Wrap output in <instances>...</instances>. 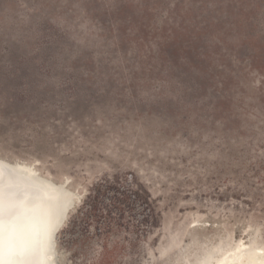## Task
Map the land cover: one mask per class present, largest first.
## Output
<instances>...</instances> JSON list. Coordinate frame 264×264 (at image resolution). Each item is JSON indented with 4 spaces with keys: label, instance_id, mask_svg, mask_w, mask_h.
I'll use <instances>...</instances> for the list:
<instances>
[{
    "label": "rangeland",
    "instance_id": "obj_1",
    "mask_svg": "<svg viewBox=\"0 0 264 264\" xmlns=\"http://www.w3.org/2000/svg\"><path fill=\"white\" fill-rule=\"evenodd\" d=\"M0 157L80 195L59 264L263 245L264 0H0Z\"/></svg>",
    "mask_w": 264,
    "mask_h": 264
},
{
    "label": "water",
    "instance_id": "obj_2",
    "mask_svg": "<svg viewBox=\"0 0 264 264\" xmlns=\"http://www.w3.org/2000/svg\"><path fill=\"white\" fill-rule=\"evenodd\" d=\"M26 175L0 165V264H13L14 249H11L9 240L18 235L21 229L31 233L33 243L22 246L21 264H31L33 257H36L37 264H47L43 255L48 248L51 251L50 262L56 264L58 257L52 249L50 236L56 207L50 200L26 190L27 183L34 182L30 179L33 175ZM59 195L67 198L61 190ZM57 230L58 227L54 231V238Z\"/></svg>",
    "mask_w": 264,
    "mask_h": 264
},
{
    "label": "bare ground",
    "instance_id": "obj_3",
    "mask_svg": "<svg viewBox=\"0 0 264 264\" xmlns=\"http://www.w3.org/2000/svg\"><path fill=\"white\" fill-rule=\"evenodd\" d=\"M0 165H5L11 169H16L20 173L24 172L25 177H27L26 174L33 175V178L30 179H33L34 182L27 183L28 185L25 186L26 190L31 191L36 196H42L50 200L55 205L56 211L50 225V236L52 249L57 255V233L62 227H64L67 214L74 205L76 206L77 202L81 198L80 195L68 187L66 180H58L57 182L50 179V176L46 177V175L44 176L40 174V171L36 169L34 163H28L23 160H8L6 158L0 157ZM59 190L64 192L67 198H61L59 195ZM57 220H59V223H57ZM54 224L55 229L58 227V230L55 233V238L54 231H52ZM30 237L31 233L29 231L21 229L18 235H14L12 238H10L9 242L11 244V249H14L13 264H21V248L24 245L29 246L33 244H31ZM50 253L51 251L48 248V250H46L43 255L44 259L47 261V264H51ZM35 258L36 257H33L31 264H37V262H35ZM56 264H59V262L57 261ZM213 264H264V244L248 245L243 239H240L228 248L223 249L219 256L216 257Z\"/></svg>",
    "mask_w": 264,
    "mask_h": 264
},
{
    "label": "snow or ice",
    "instance_id": "obj_4",
    "mask_svg": "<svg viewBox=\"0 0 264 264\" xmlns=\"http://www.w3.org/2000/svg\"><path fill=\"white\" fill-rule=\"evenodd\" d=\"M57 223H59V220H57ZM52 231H55V224L52 227Z\"/></svg>",
    "mask_w": 264,
    "mask_h": 264
},
{
    "label": "trees",
    "instance_id": "obj_5",
    "mask_svg": "<svg viewBox=\"0 0 264 264\" xmlns=\"http://www.w3.org/2000/svg\"><path fill=\"white\" fill-rule=\"evenodd\" d=\"M106 188H107V187H106ZM145 202H146V199H145ZM93 206H95V202H94ZM90 207H92V205H90Z\"/></svg>",
    "mask_w": 264,
    "mask_h": 264
}]
</instances>
